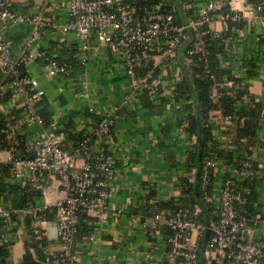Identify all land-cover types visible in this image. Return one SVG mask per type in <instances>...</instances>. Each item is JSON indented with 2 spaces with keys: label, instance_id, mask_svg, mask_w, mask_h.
I'll return each mask as SVG.
<instances>
[{
  "label": "built area",
  "instance_id": "built-area-1",
  "mask_svg": "<svg viewBox=\"0 0 264 264\" xmlns=\"http://www.w3.org/2000/svg\"><path fill=\"white\" fill-rule=\"evenodd\" d=\"M59 1L60 9L67 13V22L46 17L50 0L35 14L20 13L15 9L14 0H0V101L10 94L20 97L28 123L41 127L46 126V121L38 108L46 92L32 71L35 61L32 50L44 31L94 37L97 43L92 46L86 39L81 51H109L123 63L130 97L138 99L148 95L156 101L174 97V88L182 75L178 54L183 43L191 39L189 56L205 58L209 43L225 35L230 23L252 26L259 21L264 23V0H187L183 11L190 16L185 24L176 22V9L164 11L166 0L143 13L139 12L137 0ZM237 3L241 4L240 9L235 7ZM24 28L27 36L22 45L16 47L11 32ZM233 42L227 41V49L219 58L223 69L228 68L226 52H234ZM81 51L79 62L85 67ZM44 61L51 75L68 76L71 72L69 64L49 57ZM163 76L172 83L168 95L163 87ZM213 99L216 101L219 96ZM240 122L236 116H224L222 130L228 133L230 145L234 138L230 127ZM115 126V118L108 115L79 141H69L62 131L48 132L28 142L25 154L9 149L7 158L3 161L0 158V173L2 165L9 166L16 183L44 197L50 196L52 190L58 195L54 205L29 204L20 210L11 209L0 200L1 228L15 232L19 228L18 216L25 225L30 223L32 239L49 244L47 256L40 264H76L74 249L83 217L120 215L110 204L114 160L109 153V143ZM7 135V139L13 138L10 133ZM263 144L261 138L260 146ZM230 151L235 156L232 163L210 157L202 167L203 200L211 208L208 222L202 219L200 205L194 209L178 205L172 213L155 217L168 233L169 256L177 264H201L204 241H207L205 264H264V210L258 201L261 183L255 184L262 178L261 173L253 155L235 146ZM219 166L221 177L216 183ZM253 191L257 194L255 201L251 199ZM50 214L55 218L52 221L47 220ZM51 228L57 229L60 251L52 244Z\"/></svg>",
  "mask_w": 264,
  "mask_h": 264
},
{
  "label": "crops",
  "instance_id": "crops-1",
  "mask_svg": "<svg viewBox=\"0 0 264 264\" xmlns=\"http://www.w3.org/2000/svg\"><path fill=\"white\" fill-rule=\"evenodd\" d=\"M45 1L14 0V3L20 13L35 14ZM59 4V0H50L46 17L67 22V13L60 9ZM235 24L228 40L229 43L234 41V52H226L227 69L232 70L234 77L242 80L246 87L243 104H260L264 108V23L259 21L254 26L250 23ZM216 27L219 29V25ZM11 34L15 46L19 47L27 36V29L12 31ZM86 39L92 46L97 43L94 37L50 31H44L36 41L32 50L35 59L32 71L46 92L38 108L39 113L47 118L46 126L29 124L21 98L12 94L6 96L0 101V113L8 123L7 134L10 133L13 138L7 139L9 148L1 149L0 158L5 160L9 149L20 153L21 142L27 145L48 132H65L70 141L73 138L69 134L81 136L91 132L103 117H114L116 126L109 143V153L114 160L110 204L120 215L112 217L107 214L94 219L86 216L76 239V264H177L169 256L168 233L155 217L160 213H172L173 207H177L184 197V181H196L197 168H188L195 138L181 123L188 111L183 102L175 103L170 97L156 101L148 95L131 98L123 63L105 49L99 53L93 49L81 51ZM69 47L82 52L86 60L84 73L75 71L69 76L49 74L43 63L44 58L57 57ZM162 78L164 83H168L166 89L164 87L167 94L172 83L166 76ZM218 84L213 90V98L219 96L220 99L219 88L235 86L226 77ZM210 124L219 148L228 149V133L222 130L225 124L222 111L212 116ZM69 125L71 130L68 129ZM261 138L264 139V110L258 147L252 152L262 177L258 201L264 210V144L260 146ZM67 147H70V143ZM220 177L221 166L216 170V183ZM10 182L22 190L23 197V190L31 195L26 197L25 206L17 208L13 205L14 200L17 203L14 195L1 197V202L13 210H20L29 204L48 202L54 205L58 199L54 190L50 196L44 197L14 180ZM165 205L173 207L166 209ZM16 219L19 220V228L15 232L0 228V247L10 251V261L14 264L42 262L47 256L46 247L49 244L32 239L29 235L30 223L25 225L18 216ZM52 238V244L60 251L57 237Z\"/></svg>",
  "mask_w": 264,
  "mask_h": 264
},
{
  "label": "trees",
  "instance_id": "trees-1",
  "mask_svg": "<svg viewBox=\"0 0 264 264\" xmlns=\"http://www.w3.org/2000/svg\"><path fill=\"white\" fill-rule=\"evenodd\" d=\"M161 0H137V7L139 12H145V9L152 10L158 5ZM167 6L164 8L165 12H170L176 9L175 12L176 22L178 24H185L189 19L190 14L183 11L185 2L187 0H166ZM237 25L235 23L229 24V31L222 37H217L209 43L207 54L205 58L201 55L190 57L188 49L191 44V39L183 43L179 50L178 62L181 68V79L173 91V99L175 103L183 102L188 113L182 117V124H185L187 131L191 137L195 138L192 146V152L188 159V168H197V178L195 183L189 180L184 181L183 198L179 204L183 209H194L195 206L200 205L203 208L202 219L208 222L210 219L211 208L205 204L203 200L202 191V167L208 158H217L232 163L235 159L234 154L230 151L232 147H238L243 153L251 156L253 149L258 147V138L260 134L261 119L264 108L260 104L244 105V97L247 94L246 87L243 81L236 79L232 70L221 68L219 58L225 53L227 49V41L231 38V30ZM59 53V56H49V58L61 63L69 64L72 69L69 75L75 71L84 73L85 67L80 65L79 51L75 47L65 48ZM191 59V65H188V60ZM44 65L47 63L43 62ZM208 68V69H207ZM208 70V71H207ZM68 75V76H69ZM226 77L234 82L235 86L232 88L223 87L219 88L221 94L218 102H215L212 96L213 90L218 83ZM218 111H222L224 116H236L240 119L241 123L237 127L231 126V133L234 138L232 144L228 149L219 148L217 142L214 140V133L210 124V119ZM41 115V114H40ZM42 116V115H41ZM47 120L45 114L42 116ZM71 130V126H68ZM8 132V123L5 117L0 113V148H9V143L6 138ZM74 141H79L81 136L76 134H69ZM72 140V139H71ZM21 154L26 152V144L21 142L19 147ZM10 180H13V172L11 167L2 165L0 173V198L14 195L17 200V206H25L26 197H30V193L20 190L15 187ZM262 182V179L255 184ZM200 186L199 194L196 187ZM252 200H257V194L253 191L251 195ZM173 206L165 205L166 209H171ZM175 210L177 207H173ZM53 215H48L47 220H54ZM83 217V221H86ZM84 223H82L81 230ZM1 228V227H0ZM207 240V239H206ZM207 241L203 243L202 253L200 255L201 264H205L204 251L206 249ZM10 251L6 247H0V264H14L10 261ZM20 264H40L37 262H24Z\"/></svg>",
  "mask_w": 264,
  "mask_h": 264
},
{
  "label": "water",
  "instance_id": "water-1",
  "mask_svg": "<svg viewBox=\"0 0 264 264\" xmlns=\"http://www.w3.org/2000/svg\"><path fill=\"white\" fill-rule=\"evenodd\" d=\"M167 85H168V83H164V84H163V87H165V89H166ZM33 156H35V155L33 154ZM196 178H197V176H196ZM196 190H197V193L199 194L200 186H197V187H196ZM13 205H14L15 208H17V203H16L15 200L13 201ZM51 234H52V237H57V236H56V234H57V229L54 228V229L51 231Z\"/></svg>",
  "mask_w": 264,
  "mask_h": 264
},
{
  "label": "clouds",
  "instance_id": "clouds-1",
  "mask_svg": "<svg viewBox=\"0 0 264 264\" xmlns=\"http://www.w3.org/2000/svg\"><path fill=\"white\" fill-rule=\"evenodd\" d=\"M235 7H236L237 9H240V8H241V4H240V3H237V4L235 5Z\"/></svg>",
  "mask_w": 264,
  "mask_h": 264
}]
</instances>
